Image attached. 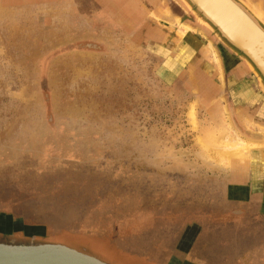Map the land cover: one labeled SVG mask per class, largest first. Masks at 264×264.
I'll use <instances>...</instances> for the list:
<instances>
[{
	"label": "rangeland",
	"instance_id": "1",
	"mask_svg": "<svg viewBox=\"0 0 264 264\" xmlns=\"http://www.w3.org/2000/svg\"><path fill=\"white\" fill-rule=\"evenodd\" d=\"M198 22L180 0H0V243L160 264L151 232L169 240L233 173L260 169L202 156L226 123L264 137V93Z\"/></svg>",
	"mask_w": 264,
	"mask_h": 264
},
{
	"label": "water",
	"instance_id": "2",
	"mask_svg": "<svg viewBox=\"0 0 264 264\" xmlns=\"http://www.w3.org/2000/svg\"><path fill=\"white\" fill-rule=\"evenodd\" d=\"M206 30L244 62L264 93V22L242 0H180ZM252 49V52L249 50ZM0 264H104L58 244L0 243Z\"/></svg>",
	"mask_w": 264,
	"mask_h": 264
},
{
	"label": "flooded vegetation",
	"instance_id": "3",
	"mask_svg": "<svg viewBox=\"0 0 264 264\" xmlns=\"http://www.w3.org/2000/svg\"><path fill=\"white\" fill-rule=\"evenodd\" d=\"M206 184L215 185V183L212 182H207ZM223 185L226 187L224 194L218 195V197L210 194L206 197L207 204H211L213 206V208L210 206V209L212 208L211 210H208L209 208L191 209L190 217H188L186 222L183 221V223H181L178 227L177 225H174L171 228H165L162 225V227H164V235L169 240H165L164 238L158 240V235L156 232L159 230V226L153 232H151L150 235H148V243L154 241L155 244H157L155 249H158V252L154 254L159 255V257L163 260V264H198V259L202 251L211 247H218V243L213 240L215 237L214 233L224 230L237 231V228L245 219V211L248 210L247 207L249 201H251V198L248 199L247 191L245 190L244 186L234 185L231 183ZM251 196H254V194ZM160 201H162L160 197L154 201L157 203L159 211H161ZM173 202L176 201L171 200V203ZM151 203L153 202L149 201V203H147L149 211H151V213L154 215L156 214L157 217L161 219L159 211L154 209L155 204ZM168 204H170V201ZM263 207L261 206L264 212ZM262 210L260 209L259 211L262 213ZM249 213L250 212L247 211V215H249ZM185 219L186 218H184V220ZM247 219L249 220V217ZM30 243L31 242L27 244ZM219 244H221V247H228L231 245L233 248H237L238 246V243L229 244L228 242H221ZM173 245L175 248L174 255L172 253L171 256H168V252L166 253V251H161L162 249H166L167 246H169V251L173 252ZM195 248L198 249L196 253L194 250ZM143 249L147 251V249H150V247H144Z\"/></svg>",
	"mask_w": 264,
	"mask_h": 264
},
{
	"label": "crops",
	"instance_id": "4",
	"mask_svg": "<svg viewBox=\"0 0 264 264\" xmlns=\"http://www.w3.org/2000/svg\"><path fill=\"white\" fill-rule=\"evenodd\" d=\"M242 1H245V4L255 3L250 2L251 0ZM256 1V3H263L264 0ZM260 7L263 6L260 4ZM151 32L149 29V34H147L145 28L143 34L149 36ZM246 168L241 170H246ZM252 170V173H245L244 171L242 173H233L232 176L233 183L231 184L244 186L248 199L251 198V201L248 203V210L245 211L244 221L237 228V231L224 230L214 233L215 237L213 240L218 243V247H211L202 251L198 264H264V212L261 208L264 204V169L252 168ZM237 180L238 182H236ZM223 183L229 184L230 182ZM252 194L254 196H251ZM260 209L262 213L259 211ZM247 211L250 212L249 215H247ZM248 217L249 220L247 219ZM221 242H228L229 244L238 243V246L237 248H233L231 245L221 247V244H219ZM211 249H213L215 255H209V250Z\"/></svg>",
	"mask_w": 264,
	"mask_h": 264
},
{
	"label": "bare ground",
	"instance_id": "5",
	"mask_svg": "<svg viewBox=\"0 0 264 264\" xmlns=\"http://www.w3.org/2000/svg\"><path fill=\"white\" fill-rule=\"evenodd\" d=\"M245 5L258 18H260L262 14L260 12L261 8H260L259 3H257L256 6H254L253 4L254 8L249 3L248 4L246 3ZM198 21L200 23L207 25L206 23L200 21L199 19ZM178 27L179 29L182 28L187 31H193L191 28L186 27L185 25L184 26L181 25L180 27V25L178 24ZM249 51L252 52V49H250ZM206 53L208 57L212 59L213 64L215 66L214 68L220 71L219 76L220 78H222L220 61H219L216 51L214 50L210 42H208L206 45ZM188 117L194 126V123L196 121H195L193 108L189 110ZM258 129L260 132L264 131V128H260V126L258 127ZM219 130H221V133H222L221 136L219 137H213V138H209V139L201 140V141L197 140L199 145L201 146L200 148L203 150V153H202L203 157H205L206 159H209V161L210 160L214 161V163L224 168L231 167V165H238V167L242 169H245L248 165L258 166L257 168H262V166H264V137L263 136H262L263 137L262 139H259L260 141L258 140L257 137H256L257 139L251 138V140L248 138H242L237 133L233 132L227 123L225 125V128L221 126Z\"/></svg>",
	"mask_w": 264,
	"mask_h": 264
}]
</instances>
